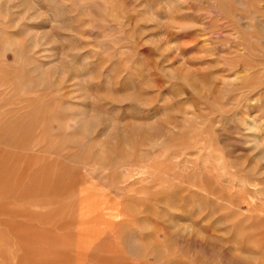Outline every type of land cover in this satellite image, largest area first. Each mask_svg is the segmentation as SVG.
Here are the masks:
<instances>
[{"label": "rangeland", "instance_id": "rangeland-1", "mask_svg": "<svg viewBox=\"0 0 264 264\" xmlns=\"http://www.w3.org/2000/svg\"><path fill=\"white\" fill-rule=\"evenodd\" d=\"M0 264H264V0H0Z\"/></svg>", "mask_w": 264, "mask_h": 264}]
</instances>
